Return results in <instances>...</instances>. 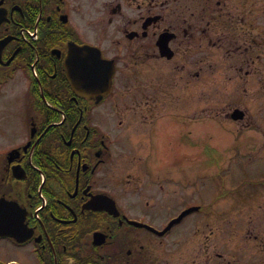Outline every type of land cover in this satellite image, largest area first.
I'll use <instances>...</instances> for the list:
<instances>
[{"label": "flooded vegetation", "instance_id": "1", "mask_svg": "<svg viewBox=\"0 0 264 264\" xmlns=\"http://www.w3.org/2000/svg\"><path fill=\"white\" fill-rule=\"evenodd\" d=\"M74 44L96 46L114 64L100 101L77 94L67 79ZM148 65L152 79L163 77L161 87L138 80ZM222 71L257 78L244 89L264 95V0H0V264H264V231H245L230 245L233 232L215 223L223 194L203 191L202 170L218 183L234 158L230 145L219 150L211 134L202 148L200 120L184 118L186 91H200L202 75ZM125 93L133 94L130 118L122 117ZM196 109L200 118V103ZM251 109L234 105L220 122L254 132L228 139L255 164L264 159V102ZM142 124L147 135H133ZM161 132L170 148L178 139L166 156L176 152L180 180L196 168L193 192L177 193L178 204L198 206L195 230H173L175 223L159 232L185 207L171 215L175 198L163 183L136 181L137 169L149 166L137 165L145 157L133 138L153 143ZM257 174L264 204V164ZM222 179L225 191L245 184ZM192 199L209 203L187 204ZM159 209L166 215L156 220Z\"/></svg>", "mask_w": 264, "mask_h": 264}, {"label": "rangeland", "instance_id": "2", "mask_svg": "<svg viewBox=\"0 0 264 264\" xmlns=\"http://www.w3.org/2000/svg\"><path fill=\"white\" fill-rule=\"evenodd\" d=\"M214 58V55H213ZM215 59V58H214ZM131 64L129 63L128 68ZM144 65V64H143ZM143 73H141L138 77L139 81H143L144 84H149L152 86L161 87L163 82V77L159 75L156 79L151 78V65L143 66ZM162 69L160 65L158 66L159 74H161ZM127 72L133 74V67L129 68ZM221 76H211V75H202L200 80L201 89L200 91L194 92L193 90L186 91L184 94V102L187 104V110L184 115L185 122L189 121L193 123L194 120H200L199 123V131L197 133H202V148H204L206 143H209L210 135H214L213 142L217 145L218 149L221 150L222 147L226 144L230 145L227 149L230 154L234 155V158L230 160V164L228 168H225L221 173V177L226 181H230L231 178L232 184L242 183L245 180V184H240L237 189L230 190V187L222 188L223 179L218 177V183L215 184L213 180L206 179L208 176L207 170H202V175H205V178H202V187L204 188L205 197L210 195L223 194L222 199H218L215 202L214 208L221 209L219 218L215 223L222 224L223 229L229 230L233 233V240L230 241V245L237 246L239 243L236 242V238L243 241L239 236L245 232L249 231L251 234H260L264 231V219L262 218V213L264 210V204L261 203L260 196H257L258 188L257 185L253 183V180L258 178L257 167L264 164V159H260L258 156V161H253L254 154H246V151L242 145L237 142L235 143L233 140L228 138H234L235 133H241L243 135V139H248L250 135L254 134L252 130L246 129V127L242 126L241 123L236 124L235 126L226 125V122H220V118L223 116V113L228 111L232 106L239 105L240 107H249L252 108L250 111H254V107L259 102H264V95L253 93L251 91L246 92L244 89L245 86L256 85L257 78H250L248 81L242 76H236L235 73L230 72V76H226L227 73L225 71L221 72ZM226 74V75H225ZM135 80L134 76L132 82L129 83V87L133 90V83ZM185 86H189L193 88V83L188 80L186 76H184L181 80ZM251 90V89H250ZM131 92V91H129ZM133 93V92H132ZM168 95L170 99H176V93L172 89H169ZM6 99V97H4ZM121 104H122V117H133V110L130 109L133 106V94L125 93L121 94ZM196 103H200V118H197L194 115V111L196 109ZM5 106V115L8 116V111H6ZM225 116V115H224ZM216 121H214V120ZM149 125L142 124L138 129V131L133 132L134 134H141L142 136L147 135L149 130ZM193 126H191L192 128ZM143 133V134H142ZM207 135L208 137H203ZM166 135L161 132L158 134L155 142H150L147 138L139 139L138 137L133 138L134 148L137 151V154H142L144 158V162L137 161V165H146L149 166L148 170L142 172L137 169L139 172L138 175L142 178L137 179V182H141V185H152L156 183H163L168 191L169 195L175 198V207H171L174 211H171V215L178 213L180 209L188 206H182L177 202V193L179 189L185 188L187 192H193L194 182L193 172L196 171L195 166H190L186 168V175L184 180H180V173L177 171L178 169V160L177 154H173L172 156L167 157L168 150H178V142L177 138L171 139V148L170 143L165 142ZM147 140V141H145ZM156 143L161 151V154L157 156L153 154L155 150ZM149 145H153L151 149ZM170 148V149H169ZM164 150V151H163ZM237 159V160H236ZM236 160L237 163H233ZM252 160V161H251ZM240 162V164H239ZM257 166V167H255ZM147 168L141 166L140 169ZM170 171V173H168ZM190 171L191 173H187ZM210 175V173H209ZM220 182V183H219ZM234 186V185H233ZM225 193L228 194L225 196ZM202 193V195L204 196ZM249 200L248 203L246 201ZM197 203H209V200L201 201L199 199L189 200L187 204ZM242 203H245V206H241ZM232 204V208L230 207ZM239 204V205H237ZM232 209V213L229 215L228 219L226 218ZM229 210V211H228ZM242 210V211H241ZM154 216L156 220H159L161 217H165L166 209H159L154 212ZM199 218L206 220L205 217H202L200 214ZM197 218L196 212H191L187 214L179 223L174 226L173 230H195L196 229V221ZM214 218H212L213 220ZM195 221V222H194ZM201 227L204 226V221L201 222ZM225 234H228L227 232ZM248 248H253L254 244L250 242L247 244ZM252 250L249 252L252 254ZM231 253L233 250H230ZM254 256V255H253ZM258 258H255L257 260ZM254 260V261H255Z\"/></svg>", "mask_w": 264, "mask_h": 264}, {"label": "water", "instance_id": "3", "mask_svg": "<svg viewBox=\"0 0 264 264\" xmlns=\"http://www.w3.org/2000/svg\"><path fill=\"white\" fill-rule=\"evenodd\" d=\"M65 67L73 89L81 95L100 99L110 85L113 64L103 58L96 47L88 45L70 47ZM190 210L192 208L183 211L175 220Z\"/></svg>", "mask_w": 264, "mask_h": 264}]
</instances>
